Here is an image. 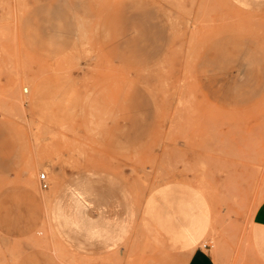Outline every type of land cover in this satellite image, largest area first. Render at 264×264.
<instances>
[{
    "label": "rangeland",
    "instance_id": "1",
    "mask_svg": "<svg viewBox=\"0 0 264 264\" xmlns=\"http://www.w3.org/2000/svg\"><path fill=\"white\" fill-rule=\"evenodd\" d=\"M81 171L127 183L137 206L189 181L212 204L201 246L216 263L264 264L250 243L264 201V0H0L1 262L111 264L54 232L57 194ZM150 249L135 232L114 264Z\"/></svg>",
    "mask_w": 264,
    "mask_h": 264
},
{
    "label": "crops",
    "instance_id": "2",
    "mask_svg": "<svg viewBox=\"0 0 264 264\" xmlns=\"http://www.w3.org/2000/svg\"><path fill=\"white\" fill-rule=\"evenodd\" d=\"M96 173L66 178L57 194L53 228L68 251L114 264L136 232L151 248L140 264H217L201 246L213 222L212 204L201 188L171 180L153 188L137 206L127 183ZM250 243L264 263V201L254 214Z\"/></svg>",
    "mask_w": 264,
    "mask_h": 264
},
{
    "label": "built area",
    "instance_id": "3",
    "mask_svg": "<svg viewBox=\"0 0 264 264\" xmlns=\"http://www.w3.org/2000/svg\"><path fill=\"white\" fill-rule=\"evenodd\" d=\"M40 182H41V187L44 189H47L49 187V182H48V178H47V174L46 173H42L40 176Z\"/></svg>",
    "mask_w": 264,
    "mask_h": 264
},
{
    "label": "bare ground",
    "instance_id": "4",
    "mask_svg": "<svg viewBox=\"0 0 264 264\" xmlns=\"http://www.w3.org/2000/svg\"><path fill=\"white\" fill-rule=\"evenodd\" d=\"M24 89H25L27 92L29 91V89H28V88H26V87H25ZM33 96H34V95H33Z\"/></svg>",
    "mask_w": 264,
    "mask_h": 264
}]
</instances>
